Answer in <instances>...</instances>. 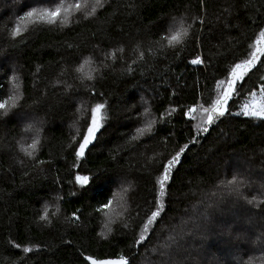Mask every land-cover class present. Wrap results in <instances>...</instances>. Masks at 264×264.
I'll return each mask as SVG.
<instances>
[{"label":"trees","instance_id":"16d2710c","mask_svg":"<svg viewBox=\"0 0 264 264\" xmlns=\"http://www.w3.org/2000/svg\"><path fill=\"white\" fill-rule=\"evenodd\" d=\"M33 6L52 4L0 0V99L12 92L13 76L21 94V107L0 115V264H87L81 253L101 259L123 254L131 264H190L185 244L191 240V252L205 248V242L194 240L193 231L199 225L203 239L216 226L215 213L204 224L200 217L213 205L207 197L222 195L221 181L236 174L247 181L242 189L245 196L264 199V120L228 114L209 126V132L197 135L193 126L199 123V115L191 121L183 114L198 99L204 102L213 97L216 80L227 75L232 63L245 58L258 26L264 27V0H204L203 9L200 0H107L93 18L74 17L67 26L29 24L21 36L12 38L16 17ZM181 15L188 23L193 17H203L205 22L195 21L183 48L161 50L155 41L171 17ZM137 45L145 53L142 60ZM121 46L124 51L116 52L115 61L105 59L104 54ZM197 54L205 59L204 65L189 63ZM87 56L94 62L83 71H98L92 73L93 81L81 84L75 68ZM260 76L264 67L253 70L245 88L258 85ZM84 85L94 87L95 95L85 91ZM242 100V96L235 99L232 113L240 111ZM97 102L105 103L103 127L85 157L76 161L71 138L82 139V125ZM145 106L157 119L154 132L130 142L136 127L152 118L141 115ZM173 107L176 112L168 115ZM161 113L165 114L163 123L159 122ZM33 119L43 122L36 158L44 164L25 157L17 145V141L24 142L23 129ZM184 144L189 147L159 197L164 211L144 233L147 240L136 246L134 241L158 194L156 169ZM77 171L98 179L81 189L74 182ZM121 187L128 189L126 205L120 208L113 200L112 208L122 215L115 218L108 233L103 228L105 218L95 208ZM56 196L62 199L60 211L53 216ZM45 203L51 224L39 219ZM228 204H237L235 210L246 209L244 217L252 228L218 240L209 251L217 250L221 259L213 264H243L249 257L264 254V246L254 243L264 233V204L255 208L235 197H229ZM73 212L80 217L78 221L72 222ZM170 238L178 244L166 248ZM227 245H238L241 254L221 252L220 247ZM23 247L32 251L24 253ZM162 250L169 256L162 257Z\"/></svg>","mask_w":264,"mask_h":264},{"label":"snow or ice","instance_id":"6c2138e0","mask_svg":"<svg viewBox=\"0 0 264 264\" xmlns=\"http://www.w3.org/2000/svg\"><path fill=\"white\" fill-rule=\"evenodd\" d=\"M43 2L51 3L52 6L44 7H30L28 10L24 11L22 15L16 17L15 26L11 28L10 36L16 38L21 36L22 31L26 30L28 25H37L44 24L49 26H54L59 23L61 26H67L74 17H83L84 19H89L95 17L98 9L104 7L107 0H43ZM201 8L203 9L204 0H200ZM227 11V9H225ZM199 19L201 24H204L203 17H193L192 23L187 22V18L184 15L180 17L173 16L171 17L170 22L167 27L163 29L159 35L158 40L155 41L157 45L160 46L161 50L165 47L174 49L177 46L183 48L186 45V42L191 39L190 32L194 27L195 21ZM258 32L255 34V39L248 44V51L245 54V58L239 59L238 61L231 64L230 69L227 70V75L222 79H217L214 87L215 95L210 97L209 100L201 102V99H198L196 103L189 106L186 110L183 111V114L186 118L191 121L197 119V114L199 115V123L194 124V129L197 135L202 133H207L210 130L211 125H214L217 120L220 118L232 114V115H243L245 117H250L253 119L264 120V76H260L259 80L261 81L258 85H254L251 89H246L245 84L251 78L253 70H260V67H264V27L258 26ZM196 45L200 47V37L196 36ZM71 47V45H69ZM123 47H119L114 50L108 51L104 54L105 59L116 60V52H123ZM138 52V58L143 59L145 53L139 51V45L136 47ZM151 51V50H150ZM91 56L83 57L78 66L75 68L77 73H80V82L84 84V81H93L95 77L93 72L98 71V69H92L89 72H84L86 65H91L93 63ZM136 61H133L135 63ZM192 65H204L205 59L202 58L200 54L195 55L194 59L189 61ZM103 67L107 68L109 65L104 64L101 61ZM130 71V68H129ZM103 78V77H101ZM17 78L12 77V92L6 97L0 99V115L7 116L9 112L13 109H19V101L21 100V94L19 92L20 85L15 81ZM70 87V86H69ZM85 91L89 92L91 95H95L94 87L89 85H84ZM243 97V100L239 104L240 111L232 113L230 111L232 103L237 97ZM141 100L144 105L148 104V101L141 97ZM81 105L85 106V102L81 101ZM105 109V103L97 102L91 105L90 109V118L85 121L84 131L82 133V139H76V136H72V141L76 144L73 147L72 144H69L67 147H73V152L76 161H81L85 155L86 150L89 148V145L93 144V141L97 138V133L103 127V122L105 116L102 115V110ZM176 108H171V111L168 112V115L176 112ZM77 112H81V107L77 108ZM19 114V112L14 113ZM141 115L147 117L152 116L151 119H148L143 126L136 127L135 134L129 136V141H138L140 137L145 136L146 134H152L154 132V124L157 123V119L152 115L150 107L145 106L143 113ZM25 117L21 116V119ZM165 120V114L161 113L159 117V122L163 123ZM43 122H31L25 125L23 131L31 132V143L24 144L21 141H17L20 152L29 159H34L37 161V164H44L46 161L38 160L36 158V153L39 151L41 146V128ZM151 138V137H150ZM195 140V137L193 138ZM189 144H184L179 147V150L175 152L174 155H171L168 158H165L161 161L157 167L159 175L156 176L155 186H158V194L154 198V208L150 210V213L147 214L146 219L142 224V231L139 237L134 241L136 246H140L142 242L147 240V237L144 233L149 232L150 226L158 222V218L161 217V213L164 211V205L160 200V196L165 194L166 186L169 184L170 178L172 176L173 168L180 162L181 155L185 153L188 149ZM152 158H149L151 160ZM77 165L74 163L73 167ZM98 179L96 175L89 176L81 174L77 171L74 175V182L81 189H86L90 187L93 180ZM247 185V181L243 178L238 177L234 174L231 179L221 181L219 187L223 190L222 198L224 195L227 197H235L237 200H244L248 205H252L255 208H259L264 204V199H259L257 196L253 195L251 198L244 195L242 189ZM264 188V185H262ZM128 191L127 188L121 187L119 192H113L112 198L107 199V202H101L95 208L97 213H100L105 219L103 228L107 230L108 233L112 232L110 225L115 223V218L122 215L121 212L116 211L115 208H112L113 200L117 201V206L124 208L126 205L125 193ZM264 195V192L261 193ZM70 195H76L75 192L70 193ZM62 199L60 196H56V211L51 215L55 216L57 212L60 211L59 201ZM123 201V203H121ZM211 207V205H209ZM80 211L77 209V212ZM77 212H73L71 215L72 222L78 221L80 217L77 215ZM204 220L209 219V214L207 212L202 213ZM41 221H47L51 224V220L48 216V204L45 203L43 210L39 216ZM65 219H68L67 217ZM125 228L128 227L127 224L124 225ZM199 225H197V228ZM102 238H107L104 232L99 233ZM15 248H20V244H13L9 241ZM254 243L264 246V233H261L257 237V240ZM178 244V241L170 238V244L166 245V248H171L173 245ZM24 253H29L32 251L29 247H23ZM83 260L87 264H131V261L128 257L123 254L117 256L116 258H97L92 255H84ZM162 257L169 256L167 251L160 253ZM264 264V254L259 257H249L248 260L244 261L243 264ZM239 264V262H238Z\"/></svg>","mask_w":264,"mask_h":264},{"label":"rangeland","instance_id":"374dc122","mask_svg":"<svg viewBox=\"0 0 264 264\" xmlns=\"http://www.w3.org/2000/svg\"><path fill=\"white\" fill-rule=\"evenodd\" d=\"M36 121V119H33ZM31 137L32 133L27 132L24 137V144L31 143ZM246 175H248L247 172H245ZM218 192V191H217ZM207 199H211L213 205L208 208L205 212L209 214V219L204 220L203 216L200 217V220L203 221V224L207 221L209 222L212 215L215 213V222L213 225H216L213 229L212 232L207 233L205 236H203V239L201 238V231L199 230L200 228L195 230V241H202L205 242V248H199L191 252L193 249V245H191V240L189 243L185 244L187 248L184 250H187L190 252L191 256L186 263L190 264H213L218 258L221 259V256L217 250H214L213 252L209 251L212 247H216V242L222 238H232L235 234L241 232L246 227H251V221H248L244 216V211L246 209H237L235 210L234 207L237 205L228 204V199L226 195H224V198L221 196H217L216 193L211 194L210 198L207 197ZM240 210V211H238ZM243 216V217H242ZM205 221V222H204ZM218 224H221V226H217ZM203 226H201L202 228ZM227 227V230H226ZM252 228V227H251ZM231 229V231L228 233V230ZM228 233V235L226 234ZM220 243V242H219ZM232 243V242H231ZM222 248L221 252H227L230 256L236 253V255H240L242 248H240L238 245L235 246H223L220 247ZM249 249L252 248V244L250 247V244L248 246ZM165 250H162V252ZM208 251L209 253H213L214 255H208L207 257L205 256L206 254L204 252ZM189 254V253H187ZM226 259V262H229L231 257ZM181 261L184 260V258L180 257ZM234 259V258H233ZM193 262V263H191ZM259 264V262H257Z\"/></svg>","mask_w":264,"mask_h":264}]
</instances>
